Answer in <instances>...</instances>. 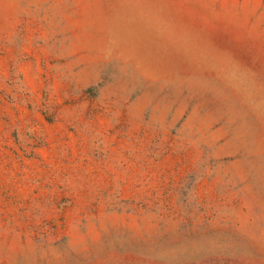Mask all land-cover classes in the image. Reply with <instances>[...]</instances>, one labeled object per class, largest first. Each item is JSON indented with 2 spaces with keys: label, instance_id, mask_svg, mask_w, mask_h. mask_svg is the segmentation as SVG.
<instances>
[{
  "label": "rangeland",
  "instance_id": "374dc122",
  "mask_svg": "<svg viewBox=\"0 0 264 264\" xmlns=\"http://www.w3.org/2000/svg\"><path fill=\"white\" fill-rule=\"evenodd\" d=\"M0 264H264V0H0Z\"/></svg>",
  "mask_w": 264,
  "mask_h": 264
}]
</instances>
